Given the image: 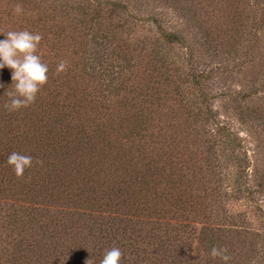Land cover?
I'll return each instance as SVG.
<instances>
[{"label":"trees","instance_id":"16d2710c","mask_svg":"<svg viewBox=\"0 0 264 264\" xmlns=\"http://www.w3.org/2000/svg\"><path fill=\"white\" fill-rule=\"evenodd\" d=\"M11 2L0 40L39 33L48 79L8 112L12 70H0V264H100L112 247L121 264H224L213 246L227 264H264V232L229 208L247 190L239 137L217 120L182 33L158 25V39L136 38L117 1ZM209 23L199 25L213 48ZM13 151L33 157L22 177L6 163ZM229 161L236 187L225 184ZM257 180L264 191V171Z\"/></svg>","mask_w":264,"mask_h":264},{"label":"rangeland","instance_id":"374dc122","mask_svg":"<svg viewBox=\"0 0 264 264\" xmlns=\"http://www.w3.org/2000/svg\"><path fill=\"white\" fill-rule=\"evenodd\" d=\"M80 1L58 0L61 6ZM101 1H117L128 7V15L122 16L136 38L158 39V25L165 31L182 33L193 52L190 65L208 78L207 91L217 120L239 137L242 146L238 164L247 167L242 179L247 190L229 208L243 227L264 232V191L257 185L264 171V23L258 1ZM9 2L0 0V8ZM207 18L214 31L213 48L204 44L205 35L199 25ZM176 53L181 58L185 51L178 48ZM238 164L226 163L225 172L231 178L227 186H237V175L233 176L240 170Z\"/></svg>","mask_w":264,"mask_h":264},{"label":"clouds","instance_id":"9594fccd","mask_svg":"<svg viewBox=\"0 0 264 264\" xmlns=\"http://www.w3.org/2000/svg\"><path fill=\"white\" fill-rule=\"evenodd\" d=\"M23 11L19 4L14 8L16 14H21ZM3 35L6 39L0 40V70L6 66L12 70L11 88L14 89L11 92L7 89L5 94L8 99L3 104V108L8 112H16L35 102L41 88L47 83L48 65L38 54L39 43L42 39L39 33L24 29L10 30ZM65 70L66 63L60 61L56 66L57 73ZM6 163L17 177H22L25 170L32 167L33 157L13 151L8 155ZM122 255L118 247L107 249L100 264H121ZM210 256L213 259L219 258L224 264L231 259L224 247L213 246ZM90 262L91 259H88L85 264H90Z\"/></svg>","mask_w":264,"mask_h":264}]
</instances>
